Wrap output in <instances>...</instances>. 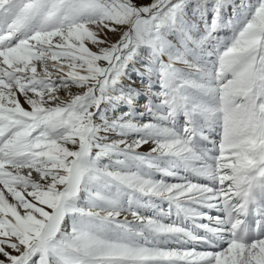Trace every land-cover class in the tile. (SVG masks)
<instances>
[{
	"label": "snow or ice",
	"instance_id": "1",
	"mask_svg": "<svg viewBox=\"0 0 264 264\" xmlns=\"http://www.w3.org/2000/svg\"><path fill=\"white\" fill-rule=\"evenodd\" d=\"M0 264H264V0H0Z\"/></svg>",
	"mask_w": 264,
	"mask_h": 264
},
{
	"label": "rangeland",
	"instance_id": "2",
	"mask_svg": "<svg viewBox=\"0 0 264 264\" xmlns=\"http://www.w3.org/2000/svg\"><path fill=\"white\" fill-rule=\"evenodd\" d=\"M237 2L239 3V2H241V0H237ZM243 2L244 3H247V2H249V0H243ZM253 2H254V0H253ZM140 83V81H137V84H139ZM146 150V149H145Z\"/></svg>",
	"mask_w": 264,
	"mask_h": 264
}]
</instances>
